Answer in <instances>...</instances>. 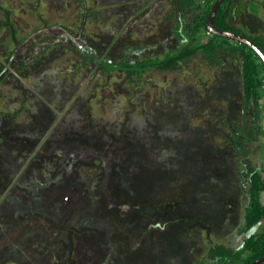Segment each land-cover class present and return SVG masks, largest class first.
<instances>
[{"label":"rangeland","instance_id":"rangeland-1","mask_svg":"<svg viewBox=\"0 0 264 264\" xmlns=\"http://www.w3.org/2000/svg\"><path fill=\"white\" fill-rule=\"evenodd\" d=\"M223 6L230 27L264 40V0ZM175 8L0 0V264H213L211 248L264 229L244 231L246 180L214 172L241 167L225 148L229 123H245L241 59L199 53L131 81L82 55L123 58L134 42L163 56L179 44ZM262 142L249 155L264 177Z\"/></svg>","mask_w":264,"mask_h":264},{"label":"trees","instance_id":"trees-1","mask_svg":"<svg viewBox=\"0 0 264 264\" xmlns=\"http://www.w3.org/2000/svg\"><path fill=\"white\" fill-rule=\"evenodd\" d=\"M226 1L224 0L214 18L215 28L226 32L231 31L233 34L248 39L264 54V40L260 36L241 34L237 32V27H230V15H232L233 10L228 7L223 8ZM216 2L217 0H173L176 6L174 14L178 15L179 19L172 35L179 44L175 49L163 46L165 50L163 56L140 54V52H144V49L133 54L134 51L132 50L136 46L138 47V44H134V42L126 45L127 49L123 58H114L109 53L98 58L91 51H85L82 55L86 61L98 65L104 72H120L126 74L131 81L141 79L151 70L167 71L177 68L199 53H204L212 61V64H214L213 61L216 64L218 62L223 64L218 59L226 53L238 60L241 59L244 102L243 105L241 102L238 105L240 114L243 118L245 117V123L244 127L229 123V130L232 134L225 143L226 149L236 152L241 163L240 170L236 171V177L233 176V173L230 175L231 168L225 170L226 166L221 170H217V168L214 170V167L222 164L218 151H212L210 148L206 156L209 158L207 164L212 173L214 170L215 173L219 174V178L225 177L224 185L228 186L238 178L242 179V182L243 179L244 182L246 180L248 193L244 231L248 233L259 227L264 221V204L261 201L264 193V177L260 170L253 165L249 155L250 144L264 138L262 126L264 121V116H262L264 111V60L249 45L210 33L207 23ZM233 4L236 7V3L233 2ZM204 33L206 35L209 33V39L206 42L203 41L205 37L200 38V35ZM258 148L264 152V142L260 143ZM219 150L223 151V149ZM262 258H264V229L248 234L241 249L235 250L217 245L211 248L208 253V259L213 261V264H253Z\"/></svg>","mask_w":264,"mask_h":264},{"label":"water","instance_id":"water-1","mask_svg":"<svg viewBox=\"0 0 264 264\" xmlns=\"http://www.w3.org/2000/svg\"><path fill=\"white\" fill-rule=\"evenodd\" d=\"M224 0H217L215 6L213 7L211 13H210V16H209V19H208V29L210 31V33H213V34H216V35H220V36H223V37H227V38H231V39H235V40H238L242 43H245L247 45H249L250 47H252L260 56L261 58L264 60V54L263 52L255 45L253 44L252 42H250L248 39L240 36V35H236V34H233V33H230V32H226V31H222L220 29H217L215 28L214 26V18L218 12V10L220 9L221 5L223 4ZM264 263V258L256 261L255 263L253 264H262Z\"/></svg>","mask_w":264,"mask_h":264},{"label":"crops","instance_id":"crops-1","mask_svg":"<svg viewBox=\"0 0 264 264\" xmlns=\"http://www.w3.org/2000/svg\"><path fill=\"white\" fill-rule=\"evenodd\" d=\"M239 0H237V2H238ZM250 3V2H249ZM250 5V4H249ZM236 6L238 7L239 5L236 3Z\"/></svg>","mask_w":264,"mask_h":264}]
</instances>
